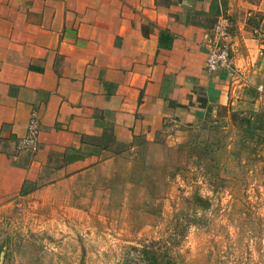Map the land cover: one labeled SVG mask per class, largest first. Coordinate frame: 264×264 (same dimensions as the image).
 Wrapping results in <instances>:
<instances>
[{
	"label": "crops",
	"instance_id": "1",
	"mask_svg": "<svg viewBox=\"0 0 264 264\" xmlns=\"http://www.w3.org/2000/svg\"><path fill=\"white\" fill-rule=\"evenodd\" d=\"M224 13L235 71L211 74ZM246 102L264 121V0H0V210L80 200L115 147ZM32 110L39 149L18 150Z\"/></svg>",
	"mask_w": 264,
	"mask_h": 264
},
{
	"label": "rangeland",
	"instance_id": "2",
	"mask_svg": "<svg viewBox=\"0 0 264 264\" xmlns=\"http://www.w3.org/2000/svg\"><path fill=\"white\" fill-rule=\"evenodd\" d=\"M242 108L115 147L80 200L17 197L0 264H264V121Z\"/></svg>",
	"mask_w": 264,
	"mask_h": 264
},
{
	"label": "built area",
	"instance_id": "3",
	"mask_svg": "<svg viewBox=\"0 0 264 264\" xmlns=\"http://www.w3.org/2000/svg\"><path fill=\"white\" fill-rule=\"evenodd\" d=\"M232 21L228 15H218L207 35L205 42L206 58L205 68L208 73H216L219 70L234 72V62L231 46ZM259 89L261 87L259 86ZM40 118L35 110H32L27 121L26 132L16 140L18 150L37 151L40 141Z\"/></svg>",
	"mask_w": 264,
	"mask_h": 264
},
{
	"label": "trees",
	"instance_id": "4",
	"mask_svg": "<svg viewBox=\"0 0 264 264\" xmlns=\"http://www.w3.org/2000/svg\"><path fill=\"white\" fill-rule=\"evenodd\" d=\"M210 113H211V109L210 110L208 109V112H207L206 116L210 115ZM230 115L233 118L234 117L238 118L240 116L239 118H240L241 124H243V117H242V113L241 112L231 111ZM261 122H263V120H261Z\"/></svg>",
	"mask_w": 264,
	"mask_h": 264
}]
</instances>
